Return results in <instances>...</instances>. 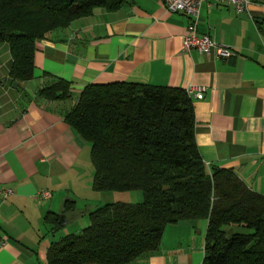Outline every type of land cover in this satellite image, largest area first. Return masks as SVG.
Segmentation results:
<instances>
[{
    "label": "crops",
    "instance_id": "1",
    "mask_svg": "<svg viewBox=\"0 0 264 264\" xmlns=\"http://www.w3.org/2000/svg\"><path fill=\"white\" fill-rule=\"evenodd\" d=\"M263 22L264 0H252L242 14L203 3L197 32L234 51L216 58L182 49L189 18L168 11L161 0H127L115 10L96 7L38 40L34 77L25 81L12 79L10 47L0 43V185L14 191L0 198V233L7 239L0 264H48L50 245L81 233L90 211L132 199L124 191L94 190L92 144L66 120L92 83L203 87L202 98L191 97L202 161L208 170L233 169L264 196ZM56 77L71 83V98L39 95ZM44 188L51 197L36 196ZM134 197L140 202L139 194ZM68 200L75 208L65 212ZM50 212L60 215L59 229L47 222ZM207 223L201 218L167 224L157 250L128 264H202Z\"/></svg>",
    "mask_w": 264,
    "mask_h": 264
},
{
    "label": "trees",
    "instance_id": "2",
    "mask_svg": "<svg viewBox=\"0 0 264 264\" xmlns=\"http://www.w3.org/2000/svg\"><path fill=\"white\" fill-rule=\"evenodd\" d=\"M127 0H0V43L13 58L14 81L34 77L36 43L96 7ZM50 100L71 98V83L53 78L38 90ZM91 142L96 191L140 190L136 203H105L88 213L81 233L47 250L48 264H128L157 250L164 227L207 219L202 264H264V196L231 168L202 161L194 136L192 98L179 87L134 82L92 83L66 115ZM68 200L64 211H72ZM54 229L60 215L46 217ZM233 227L249 229L234 232Z\"/></svg>",
    "mask_w": 264,
    "mask_h": 264
},
{
    "label": "built area",
    "instance_id": "3",
    "mask_svg": "<svg viewBox=\"0 0 264 264\" xmlns=\"http://www.w3.org/2000/svg\"><path fill=\"white\" fill-rule=\"evenodd\" d=\"M163 6L170 12H180L189 18L188 31L182 39V49L190 51L192 49L200 54L216 58H228L233 55V49L226 45L219 44L206 34L197 32L200 8L203 3L220 6H231L235 13L242 14L248 12L252 0H161ZM203 87L190 86L186 90L191 97L200 99L203 97ZM14 193L10 187L0 185V198L6 199ZM51 191L41 189L36 196L49 198ZM1 212V207H0ZM7 244V239L0 233V250Z\"/></svg>",
    "mask_w": 264,
    "mask_h": 264
},
{
    "label": "rangeland",
    "instance_id": "4",
    "mask_svg": "<svg viewBox=\"0 0 264 264\" xmlns=\"http://www.w3.org/2000/svg\"><path fill=\"white\" fill-rule=\"evenodd\" d=\"M121 193H127L126 195H129L130 196L129 198H132V199H130V201H122V200H120L122 202H130V203H136V202H138V201H132L135 198L134 197L135 193L140 195L139 201L142 200V193H141L140 190H130V191H124V192H121ZM106 202H108V201H106ZM102 204H104V203H102ZM246 230L250 231L249 229H246Z\"/></svg>",
    "mask_w": 264,
    "mask_h": 264
},
{
    "label": "water",
    "instance_id": "5",
    "mask_svg": "<svg viewBox=\"0 0 264 264\" xmlns=\"http://www.w3.org/2000/svg\"><path fill=\"white\" fill-rule=\"evenodd\" d=\"M261 28L264 31V22H263ZM16 85H17V82L14 83V86H16ZM63 218H64V214L61 215V219H63Z\"/></svg>",
    "mask_w": 264,
    "mask_h": 264
}]
</instances>
